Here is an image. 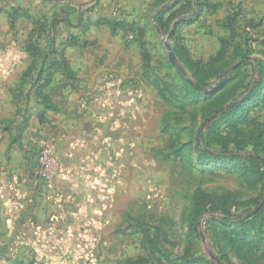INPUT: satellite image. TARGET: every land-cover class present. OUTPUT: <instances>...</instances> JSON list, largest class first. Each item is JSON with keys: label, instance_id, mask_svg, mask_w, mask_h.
<instances>
[{"label": "rangeland", "instance_id": "374dc122", "mask_svg": "<svg viewBox=\"0 0 264 264\" xmlns=\"http://www.w3.org/2000/svg\"><path fill=\"white\" fill-rule=\"evenodd\" d=\"M25 1L11 35L38 21L41 56L3 80L0 264H264V0ZM200 126L240 155L200 154Z\"/></svg>", "mask_w": 264, "mask_h": 264}, {"label": "crops", "instance_id": "0c3cea01", "mask_svg": "<svg viewBox=\"0 0 264 264\" xmlns=\"http://www.w3.org/2000/svg\"><path fill=\"white\" fill-rule=\"evenodd\" d=\"M12 1V2H11ZM0 0V120L8 118L13 114L11 93L8 85L3 80L9 78H22L25 76L30 65V54L27 50V43L30 39V32L33 24L27 23L29 30L25 40L19 44L15 42L11 33H14L16 22L27 19L31 11L25 0ZM19 10L13 23H10L11 14ZM31 26V27H30ZM3 136V135H1ZM3 137L0 138V141Z\"/></svg>", "mask_w": 264, "mask_h": 264}, {"label": "trees", "instance_id": "16d2710c", "mask_svg": "<svg viewBox=\"0 0 264 264\" xmlns=\"http://www.w3.org/2000/svg\"><path fill=\"white\" fill-rule=\"evenodd\" d=\"M205 2L202 3V5H204ZM17 13H19V10H16L14 11L11 16H10V23L12 24L13 23V20L16 18L17 16ZM238 13H235V16H233V18L231 19V21L233 23L236 22V16H237ZM26 17H28V15L25 14ZM103 21L105 20V22L109 23L110 24V21L107 20V19H102ZM37 23L38 24V21H35L33 20L32 21V24H35ZM228 29L231 28V24H227L225 25ZM231 36L233 37H236L237 35L239 36L240 34L237 33V27H232L231 28ZM31 39V38H30ZM29 39L28 43H27V50L30 54V57L32 59L34 58H37L39 56H41V51L39 50V48L37 47L36 43H32V41ZM223 51L222 49L220 50L219 52V55L222 54ZM246 62V60H244ZM248 61V60H247ZM256 63L258 64V68L260 70V76H259V79L257 81H252L250 85H248V95H251V93L253 91H255L257 89V86L259 85L260 81L262 80L263 76H264V65H263V62L260 61V60H257ZM254 65V64H252ZM235 68H233L232 70H234ZM29 72V69L28 71L26 72L25 75H27ZM47 81V80H46ZM187 83L189 85V87L195 91V92H203L206 90L205 88V85L203 84H200V83H197V82H192L190 79H187ZM45 84V81L43 80V83L40 85V87H42L43 85ZM38 95H40V90H38ZM210 124V123H209ZM204 125H207V122L204 123L202 126ZM209 125H207L208 127ZM201 127V126H200ZM201 128H199L198 130V133H197V136H196V148H197V151L200 153V154H203L207 157H210V158H213V159H222V158H227V157H230V156H239L240 154L235 152L234 151H231L227 148H223V149H212L210 150L208 148V144H202L200 139H198V136L199 137H202V133H201ZM263 148V151H264V146L262 147ZM215 200H218V201H222L223 200V197H215ZM258 208L253 211L252 213H250L248 216H246L245 218H253L254 222L258 219V216L260 217H264V196L262 197V199L259 201V204H258ZM197 203L194 202L193 206H192V210H191V213H190V217H189V220L190 221H196L197 220ZM242 214L238 215L237 216V220L235 221H241L242 218H241ZM225 219H228L230 218L228 215L224 217ZM258 238L260 239H264V235H257Z\"/></svg>", "mask_w": 264, "mask_h": 264}, {"label": "built area", "instance_id": "2783aa9c", "mask_svg": "<svg viewBox=\"0 0 264 264\" xmlns=\"http://www.w3.org/2000/svg\"><path fill=\"white\" fill-rule=\"evenodd\" d=\"M40 164H41L40 174L44 177L48 176L47 170H48V166L50 165V155L47 150L41 151Z\"/></svg>", "mask_w": 264, "mask_h": 264}, {"label": "water", "instance_id": "95a60500", "mask_svg": "<svg viewBox=\"0 0 264 264\" xmlns=\"http://www.w3.org/2000/svg\"><path fill=\"white\" fill-rule=\"evenodd\" d=\"M165 46H166V48H167V50H168V52H169V58L172 60L173 59V55H172V53H171V51H170V46L167 44V43H165ZM216 86V85H215Z\"/></svg>", "mask_w": 264, "mask_h": 264}]
</instances>
